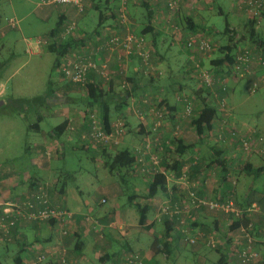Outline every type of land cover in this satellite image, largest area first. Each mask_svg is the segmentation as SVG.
<instances>
[{
  "label": "crops",
  "instance_id": "crops-1",
  "mask_svg": "<svg viewBox=\"0 0 264 264\" xmlns=\"http://www.w3.org/2000/svg\"><path fill=\"white\" fill-rule=\"evenodd\" d=\"M190 1L193 5H191ZM118 2L119 0H86V11L81 15L78 14V11L72 5L45 6L46 8H43L40 12L42 20L51 19L54 12H57L59 21L56 28L41 35H50L51 32L59 29L60 26L62 30L64 25L72 20L77 22L82 34L90 35L100 21V13L98 20L95 22V18L90 14V11L92 9L103 11V23L109 25L115 21L116 17L114 14L116 13ZM181 2L183 3L184 16H189L193 20L191 22L194 29L209 30L214 25L202 23V20L203 13L213 9L215 2H218L217 0H181ZM128 5L129 16L133 21L134 29L138 34L146 38L147 44L153 47L152 60L155 68L157 70L166 68V72L168 71L166 77L170 79L171 76V82L165 81L167 79L165 77L162 79L146 78L138 69V58H131L126 65V75L128 78L133 77L137 80L138 88L130 97L126 109L129 106L132 108L134 104L140 102L141 108L145 112L146 122L142 124L133 111L128 114L126 109L120 111L118 101L115 98H109L106 102L111 115L110 127L121 117H124L126 121V133L122 141L119 145L108 148L109 152L112 153L124 147L132 149L134 146L139 145L141 134L149 132V129L153 126V116L149 113V107L151 106L149 104L158 105L164 99L172 106L171 111L168 113L169 121L167 122L169 125L165 128L164 135L167 138H172V128H174L175 124L171 121H176L177 117H179L178 115L182 112V106L178 99L176 100V96L178 98L177 91L178 89L179 91L185 90L187 78L193 81L188 71L189 58L188 63H186V60L182 64L184 53L188 56L183 37L182 39H176L170 34L171 29L168 30L167 28V25H170V21L169 15L166 16L168 10L165 0H130ZM232 8L234 10L233 6ZM88 21L92 23V26H89ZM178 21L179 23L182 22V16L179 17ZM147 24L151 27L148 28ZM151 29L154 31L149 32ZM188 29L191 30L192 28ZM156 32H158V35L155 43L153 35ZM202 33L205 34V32ZM89 39H86L87 43ZM86 40L84 37L83 40L75 42L73 49L79 45H84ZM180 40L183 44L182 47ZM169 41V44L166 43ZM239 43L235 53L241 47ZM93 44H95V40H93ZM212 56L214 55L211 54L210 57L212 58ZM110 65L113 69H119L120 63L116 58V54L111 56ZM175 68L176 70L174 71L173 69ZM257 74H264V68H259ZM254 77L255 75L252 74L246 76L250 82L253 81ZM121 79L122 76L116 75L111 83L106 84L97 74H90V80L99 84L102 89L110 90V87H112L114 95L121 91L119 89ZM49 81L48 87L41 94L30 98L24 96L12 99L6 97V87L0 82V99H2L0 100V108L9 102L21 103L19 115L24 117L26 109L34 104L32 109L37 113L36 119L38 121H32L26 126V133L29 135L30 131V136H34L33 140L26 138L23 142L21 135L13 132L5 133L2 140H0V207H5L11 202H23L29 198L32 190L39 186H44L51 205L67 208L74 214V219L69 224L68 235L61 233V228L55 221H27L12 231L10 240L0 237L2 251L7 253L11 251L12 264L17 262L29 264L34 260L38 250L48 253L47 259L42 264H109L110 262L112 264H121L122 257L131 252L142 253L147 262L156 261L157 255L152 249V242L147 244L144 236L145 233L155 236V232L159 231L157 229L161 230V226L157 223L151 229H148L141 225L139 216L137 218L135 216V203H147L151 206L149 223L154 213L152 200H162L163 198H168V196L159 192L154 198H146L150 178L138 176L131 172L130 168H123L121 172L117 171L118 176L125 180L124 174L127 171L130 172L127 175L130 177V185H132V191L128 196L127 203L120 202L122 195L126 192L121 183L104 186L105 193L103 196L100 199L93 198L95 204H92L89 200L83 201L78 197L77 193L82 192L77 185L72 183V186L77 189L74 192V188L68 183L67 179L73 176L71 171L68 170V165L64 159L69 148L73 150L81 148L94 152L93 155L96 154L102 160V163H105L104 158L100 155L102 150L93 146L87 148L81 141V135L89 130L88 114L96 107H93L88 101L85 88L68 82L62 78V75L59 84L53 83L52 80ZM172 91L173 93L175 91L174 101L160 96L161 93H171ZM144 96L152 97V101L143 103L140 99ZM158 99L160 103H158ZM134 107L132 108L133 110ZM43 108H47V110H41ZM200 109L199 104L195 110L196 116L200 113ZM112 110H114V114ZM179 119L182 129V137L180 138L183 142L190 144L187 153L180 160L183 166L190 165L191 180L196 182L197 189L208 197L220 199L227 198L232 192L233 194L231 193V195L240 205L246 206L251 201L257 200L261 201V207L264 209V174L252 181L253 176L248 175L241 169L244 164L252 163L257 167L264 163V160L260 161V157H264V143L249 155H245L239 149L237 150L234 144L229 142L217 143L211 141L206 143L207 136H202L203 134L195 129L191 123L192 118L179 117ZM233 123L238 126L248 124L249 128L256 127L264 131V116L260 118L257 124L250 123L247 113L239 110L236 106H234ZM127 138L132 140L131 146H123ZM205 149H208L206 162L202 160L203 164L192 165L194 153ZM216 149L222 150V157L228 168L227 184L222 182V167L218 163L213 162L218 152ZM232 169L234 172H232ZM236 177L238 178V184L234 187L229 181ZM168 189L169 192L174 191L175 193H179V190H182L180 189V184L176 186L175 183L173 185L168 183ZM131 198L136 199L131 201ZM103 199L106 200L104 203L101 202ZM103 204H108V206L104 207ZM87 215L98 219L101 225L96 224L93 220H86L85 216ZM227 218L228 216L224 212L205 210L197 215L195 227L202 225L217 231H222L223 228L232 230L227 226ZM254 220L256 223V229L253 231L256 238L255 247L262 253L260 260L262 262L264 259V240L258 229L263 224V218L260 214H256ZM110 221L113 225H109ZM174 234L176 235V233ZM183 247L184 245L181 243L176 248L181 251ZM64 248L67 251L65 254L67 261L65 263L62 262V250ZM218 253L221 256L220 261L222 255H224L223 257L227 264H242L234 254L233 245L230 242L227 243L225 249L220 250Z\"/></svg>",
  "mask_w": 264,
  "mask_h": 264
},
{
  "label": "built area",
  "instance_id": "built-area-1",
  "mask_svg": "<svg viewBox=\"0 0 264 264\" xmlns=\"http://www.w3.org/2000/svg\"><path fill=\"white\" fill-rule=\"evenodd\" d=\"M130 0H121L120 6L116 12V24L112 27H101L92 34H82L80 27L75 20L67 22L63 29L55 35L46 37L37 36L27 38L26 52L28 54L41 53L44 47L53 44H60L68 39L79 41L82 35L90 38L84 45H79L70 52L63 55L57 68L62 77L73 84L86 88L90 82V74H97L106 84L113 81L116 75L122 76L120 86L124 90L133 88V83L128 80L126 75V65L131 58H138V68L145 76L151 77L161 74L157 71L152 60V46L147 44L146 38L138 34L133 26L128 11ZM72 5L79 13L86 8V0H40L38 7L52 5ZM168 7L169 21L176 16L178 9V0H165ZM235 7L243 14L245 23L248 20H256L259 23L263 18L264 0H237ZM19 19L13 17L9 19V25L13 28L19 26ZM171 33L176 39H182V29L177 23H171ZM117 25L122 26L117 27ZM83 40V39H82ZM95 40V44H93ZM185 49L189 53V76L198 83V87L210 91V96L216 100V109L218 111L215 119L212 121V128L208 130L209 136L215 138L218 142H225L228 139L230 143H236L237 148L245 155H249L257 148V144L264 143V132H259L255 128H239L231 118L234 116V107L227 100L229 93L228 81L230 79H239L247 75H255L249 86L251 93H256L264 87V74H257L259 68H264V41L263 43H252L241 46L235 54L233 62H225L222 73L218 75L214 69L208 68L203 64L202 59L211 56L214 49L210 39L202 33L189 35L184 39ZM116 54L120 66L119 69H113L110 65L111 56ZM109 55V56H105ZM182 92V91H181ZM178 101L183 104L182 112L179 117L191 118L196 110V98L185 93L178 95ZM143 103H150V96H144ZM135 103V102H134ZM149 107V113L153 116V126L149 132L141 134V142L132 148L134 161L129 167L131 172L136 175L153 178L156 175H163L166 182H176L180 184L177 199L168 197L162 200H152V207L155 212L153 220H159L163 215L170 214L175 218L177 227L187 235L191 244H197L203 240L211 248H226L228 242L233 245L234 254L242 264H255L260 262L262 253L255 247L256 238L253 231L256 229L254 216L260 214L263 218V224L258 229L264 240V209L257 202L245 208L236 205L232 198L224 200L220 198H209L200 195L196 182L190 179V170L187 166L182 167L181 173L171 167L172 162H168L167 157L171 151L166 150V145L171 148V140L164 135L165 128L169 125L165 114L167 110L158 105ZM134 107V110L132 109ZM129 106L127 114L133 111L142 124H145V112L141 108V103ZM99 109L95 108L89 112V130L81 135V141L87 148L96 149L111 148L119 145L126 133V121L124 117L119 118L113 123L110 130L106 129L99 114ZM75 130V128L73 127ZM175 138H178V131L181 129L180 119L175 123ZM166 161V164L164 163ZM202 160L194 159L192 165L201 164ZM190 168V165H188ZM235 179H232L234 182ZM173 185V184H172ZM188 188V190H186ZM184 189V190H183ZM181 191V192H180ZM184 191V192H183ZM171 195L174 193L170 191ZM103 199L101 202L104 203ZM221 211L227 214V226L230 227L234 221L240 224L232 230L223 228L222 231H212L204 233L196 231L191 234L190 222L196 219L201 212ZM249 218V222H243ZM74 214L67 208L59 205H51L47 190L44 186H39L32 190L27 200L23 202H11L5 207H0V237L10 240L12 231L27 221H55L61 228L63 235H68L69 224L73 221ZM86 220H93L101 225L98 219L92 216H85ZM98 225V226H99ZM109 225H113L110 221ZM62 262H66V249L62 250ZM48 253L38 250L33 261L29 264H42L47 259ZM24 264V263H23ZM121 264H146L144 256L140 253H129L124 256Z\"/></svg>",
  "mask_w": 264,
  "mask_h": 264
},
{
  "label": "rangeland",
  "instance_id": "rangeland-1",
  "mask_svg": "<svg viewBox=\"0 0 264 264\" xmlns=\"http://www.w3.org/2000/svg\"><path fill=\"white\" fill-rule=\"evenodd\" d=\"M39 1L40 0H1L0 2V17H1L0 27L5 28V34L0 37V82H2L6 87L7 98L12 99V98L24 97V96L30 98L35 95L43 93V91H45L49 85L48 84V82H50L49 80H52V82L56 84L60 83L61 75L57 66H55V59L57 58L55 52L49 50L47 47H44V50L41 53L28 54L26 52L25 39L35 38L37 36L46 37L49 34L47 35H41V34H45L51 29L56 28L57 23L59 21L57 12H54L51 19L42 20L40 12L43 8L46 7L43 8L38 7L37 4ZM217 1L218 2L217 3L215 2V6L213 9H209L207 12L203 13V20H202V23H209L210 25L212 24L214 25L210 27L209 30L200 29L197 32V33L205 32L206 35L204 33L202 34H204L205 36L208 35L207 37L210 39V41L213 44L214 49L212 51V55H214L215 57L214 56H212V58L208 57L205 59V61H203V64L211 69H214V66H212V64L215 59L213 58L218 59L224 56L223 52L220 51V47L226 42L225 39L226 37L224 36V34H221V30H223V27L225 25L226 16L224 14L219 13L220 7H222L228 15L230 14V16L227 17V19H229L230 29L239 32V34L236 35V40L239 39L241 40L242 38L241 33H243L245 27V18L243 14L238 10V8L235 7L237 0H217ZM120 3L121 0H119L117 4L116 12L118 7L120 6ZM182 4L183 3L181 2V0H178V9L176 10V18L179 19V17L182 16V22L180 21L182 24L181 23L180 24L181 27L185 29L184 24H187V22L184 17ZM191 5L193 4L191 3ZM231 5L234 7V10L233 8L231 9L232 7ZM52 6H56V5H52ZM47 7H51V6H47ZM189 8L190 10H192L191 7ZM85 11L86 8L84 9L83 12L81 13L78 12V14L81 15L85 13ZM99 13L100 11L96 9H92L90 11V14L93 15L95 18V22L96 20H98ZM167 15H171L169 13V10L166 13V16ZM13 17L19 19L20 21L19 26L17 28L6 27L8 26V20ZM171 23H179V21L173 20L172 18L170 25H167L168 30L171 29V25H172ZM88 24L89 26H92V23L90 21H88ZM256 28L260 30L264 38V16L262 20L259 23H257ZM170 34H172L173 36V33L170 32ZM179 42L181 43V47H182L183 44L181 40ZM166 43L169 44L170 41ZM247 43H249V40H247ZM240 45L245 46L246 44L243 43ZM153 52L154 50L152 49V57H153ZM185 62L188 63V56L186 55V53H184L182 64ZM159 70L160 69H158L157 71L159 72ZM173 70L175 71L176 68ZM160 71L162 72L161 74H164L162 77L160 74H156V76H152V78H157L158 76L160 77L157 79L160 78L162 79L164 77L167 78L166 73H168V71L166 72V68H161ZM170 79L167 78L165 81L171 82ZM250 84L251 82L246 77L239 79H230L228 81V88L230 91L227 94V100L232 106L234 105L239 110L246 112L247 118L249 119L250 123L257 124L260 118L264 116V87L259 89L256 93H251L249 91ZM119 89L121 90V88ZM199 89L201 88L198 87L197 82H194V80L192 81L191 79L189 80V78H187L185 90L182 89V92H180L178 89L177 94L179 95L185 93L194 96L196 98V102H198V104L196 105L199 106L200 104V107L202 108V102L200 100V97H198L196 94V92ZM202 93L204 94L205 97H207L206 99L208 103L216 108L217 100L213 96L209 95L210 91L202 89L199 96ZM160 96H164L169 100L174 101L175 91L174 93L173 91L171 93L164 92L161 93ZM177 99L178 98L176 96V100ZM157 101L158 103H160L159 99ZM33 105H30V108L26 109V113L24 117H21L19 115L20 107L22 106L21 103L9 102L4 104L0 108V140H2L5 133L9 134L10 132H13L15 134L19 133L22 137L23 142L25 141L26 138L28 140L34 139V136H30L31 135L30 131H29V135L26 133V129H27L26 126L29 125L30 122L32 121L38 122L36 119L37 113L35 112V110L32 109ZM155 105L156 104H153L152 106ZM41 110H47V108H43ZM112 113L113 114L115 113L114 110H112ZM233 118L234 116L231 118L232 121ZM238 127L246 128L249 127V125L244 124ZM106 129L110 130L111 129L110 125H108V127L106 126ZM255 129L259 132H264L256 127ZM172 130H173V137L172 138L166 137L171 141L172 139H175V131L174 129ZM201 134H203L202 136L204 135L207 136L206 143H210L211 141H215L218 143V141L215 138L209 136L207 131ZM177 136L178 138L182 137V129L178 131ZM227 142L230 143V140L228 139L227 141H225V143ZM131 143L132 140L127 138L126 143L125 144L123 143V146H131L130 145ZM233 144L236 146L235 142ZM170 145L172 152L167 157V159L168 162H173L174 158L178 156L176 155V151H175L177 145L173 143ZM261 145L262 144H257L255 147L258 148ZM236 149L238 150L237 146ZM93 154L94 152L87 151L81 148L75 150H73L72 148L68 149L64 161L67 163L68 165L67 168L68 170L71 171L73 176L67 179L70 186H72V183L77 185L82 192V193L79 192L77 193L78 197H80L83 201L89 200L92 204H95L93 198L95 197L97 199H100L103 196V194L105 193L103 188L104 186L121 183L125 188L126 192L122 195L120 202L127 203L128 196L132 191V185H130V179H129L130 177L127 175L130 172L127 171L124 174L125 180H122L120 176H118L117 171H110V169L106 167L105 163L103 164L102 160L96 154L95 155ZM206 155H208V149H205L204 151L197 153L195 152L194 155L192 156V161H194V159H196L197 157L198 160H203L206 162V158H207ZM263 160L264 157H260V161ZM203 161L201 162L202 164L204 163ZM185 166H187L188 169L190 170L188 165ZM232 172H234L233 169ZM235 179H236V183L238 184V178L236 177ZM174 183L176 184V182L170 184H174ZM72 187L74 188V192H76L77 189L74 186ZM103 205L104 207L108 206V204H103ZM134 212L137 218V216H139V213L136 210V208ZM154 214L155 212L152 214V219L150 220V222L154 219ZM199 228L205 229L204 226L202 225L199 226ZM161 229L163 230L164 227L162 226ZM157 230H159L160 232V229ZM153 238L154 237H152V235L145 233L144 239L146 240L147 244L153 242ZM135 253H140V252H135ZM140 254L142 255V253ZM220 257H221L220 254L216 252L215 249L209 247L203 240H201L200 243L198 244V247L197 245L193 246L188 244L186 247H183L181 251L175 249V251L170 256H167V254H158L156 261L147 262L145 261V258L144 261L146 264H223L220 261ZM123 259L124 256L122 257L121 261ZM0 262L1 264H12L13 262L11 260V251L7 253L6 251H2V248L0 247ZM109 264H112V262H110Z\"/></svg>",
  "mask_w": 264,
  "mask_h": 264
},
{
  "label": "trees",
  "instance_id": "trees-1",
  "mask_svg": "<svg viewBox=\"0 0 264 264\" xmlns=\"http://www.w3.org/2000/svg\"><path fill=\"white\" fill-rule=\"evenodd\" d=\"M166 8L168 9L167 6H166ZM220 8H221V11L219 13L224 14L226 16L225 25L223 27V30H221V34H224V36L226 37L225 38L226 42H225V44H223L220 47V51L223 52L224 56H222L221 58L215 59L213 64H212V66H214V70L216 71V73L218 75H220L222 73L225 62H233L235 54H236L235 49H237L239 41H241V43H245L246 45L256 43V42L263 43V41H264L263 35L261 34L260 30H258L256 28V26H257L256 20H248V22L245 23L243 33H241L242 34L241 40L240 39L236 40V35L239 34V32L234 31L233 29L232 30L230 29L229 19H227L228 14L226 13V11H224V9L222 7H220ZM128 11H129V8H128ZM263 15H264V12H263ZM114 16L116 17V13L114 14ZM103 17H104V12L100 11V21L98 22V25L94 31H98L103 26L112 27L117 23L116 19H115V21L112 24L107 25L106 23H103V21H104ZM185 19L187 22V24H184L185 29H183L181 27L180 23H177V25L180 26V28L182 29L183 40L186 37H188L189 35H192V34H195L198 32V29L193 28V23L191 22L193 20L189 16L185 17ZM150 20H151V18H150ZM173 20H179V19L176 18V16H175V18ZM0 21H1V17H0ZM0 25H1V22H0ZM147 26H148V28L151 27L148 24H147ZM6 27H8V28L11 27L9 25V20H8V26H6ZM117 27L121 28L122 26L117 25ZM188 28H192V29L190 30ZM60 31H61V26L59 29L54 30L55 34H58ZM150 31H154V30L151 29V30H149V32ZM54 32H51V35H55ZM4 34H5V28L0 27V37L3 36ZM84 35H86V33ZM157 35H158V32H156L153 35L155 43L157 42ZM83 38H84V36L82 35V39ZM247 40H249V43H247ZM75 42H78V40L75 41V39L70 38V39H68V40H66L60 44H53V45L48 46L49 50L56 53L57 58L55 59V66H58V64L60 63L64 54L70 52L74 48ZM241 43H239V45ZM202 61H205V59H202ZM138 63H139V60H138ZM154 76H156V75H154ZM145 77L148 79L159 78V76L157 78H152V76L151 77L145 76ZM128 80L133 83V88L129 89V90L128 89L124 90L120 86L121 91L117 95L113 94V88L112 87H110V90H105V89H102L101 86H99V84L95 83L94 81L88 83V85H87L88 101L91 103V105L93 107H97L99 109L98 111H99L100 117L103 121V124L107 127L109 125L111 115H110V111H109V106H108L106 101L109 98H115L118 101V106H119L120 111H122V110L126 109V106L129 103L130 97L135 93L134 91H136L138 88L137 80H135L133 77H129ZM181 91L182 90H180V92ZM201 91H202V88L199 89L196 92V94L198 97H200V100L202 102V108L200 109V113L197 116H196V114H194L191 117L192 118L191 123L199 133H204V132H206L212 128V121L215 119L218 111L213 105L208 103V101L206 99L207 97H205L203 93L199 96ZM151 98L152 97H150V102L152 101ZM142 99H143V97H141L140 100L142 101ZM196 104H198V102H196ZM181 106L183 109V104H181ZM158 107H160V108L164 107L165 110H167V114H165V118H167V120H168L169 119L168 113H169V111H171L172 106H170V104L168 102H166V100L164 99L163 102L158 104ZM178 120H179V117H177L176 121L174 120L171 122H173V124H175ZM172 143L177 145V147L175 149H176V154L178 155V157H177V159L173 160L171 167L179 175L181 173V169L183 167V164H182L180 159L187 153L188 148L190 147V144L183 142V140L181 138L172 139ZM99 149L102 150L100 155L104 158L105 165L110 169V171L121 172L123 168H129L134 161V155L132 154V149L130 147H124V148L116 151L115 153L109 152V149H107V148H101L100 147ZM166 150H167V152L168 151L172 152L171 148L168 145H166ZM216 151H218V152H217V155H215L216 158L213 159V162L218 163V165H220L222 167V169H221L222 170L221 172L223 173V176H222L223 181L222 182L224 184H227L228 183L227 182L228 181V168L226 167L225 160L222 157V150L216 149ZM164 163L166 164V161ZM196 165H198V164H196ZM241 169L243 172L247 173L248 175L253 176L252 177V181H253L256 179V177H259L260 175L264 174V163H262L260 166H257V167H255L254 164H252V163L244 164L241 166ZM190 179H191V176H190ZM229 182L231 183L232 186L236 187V185H237L236 179L234 182H232L231 180ZM252 188H253V186H252ZM159 192H162V193L166 194V196L174 198V199H177V196H178V194L175 193L174 191H173L174 193L171 195L170 194L171 192H169V189L167 190L166 178L163 175H156L150 179L146 198H148V199L152 198V197L154 198V196L157 195ZM231 193L227 196V198H232L235 201L237 206H239L240 208H245L246 206H248V205H246V206L240 205L238 203V201L233 197V195H231ZM199 194L204 195L201 192ZM134 199H136V198H131L130 200L134 201ZM224 199H226V198H223L222 200H224ZM255 201L257 203H259L260 205H262L261 201H257V200H255ZM255 201H251L249 203V205H251ZM135 208L139 213V223L141 225L147 227L148 229H151L154 226V224L156 225L158 223L161 225V227L162 226L164 227L163 230L161 229L160 232L156 231L155 236H152V237H154L153 242H152V249H153L155 255L167 254V256H170L175 251V249H177L176 247L181 243L184 245V247H186L188 244L193 245V246H196V245L198 246L199 241L197 244H191L188 241L187 235L186 236L183 235L184 233L176 225L177 222H176L175 218L171 217L170 214H165L159 220H152L150 223H148L151 206L147 203L146 204H139V203L136 204L135 203ZM249 221H250L249 218H246L243 222L248 223ZM195 223H196L195 220L194 221L192 220L190 222V225H191L190 231H191L192 235L193 234L195 235L196 233H198L196 231H203L204 233L214 231L212 229L207 228L206 226H204L205 229H202L199 227L196 228ZM239 224H240L239 221H234L232 223V225L230 226V228L234 229ZM174 233H176V235ZM179 241H180V243H179ZM220 250H221V247L215 248V251H217V252H220ZM133 253H135V252H133ZM223 256L224 255H222L221 262L223 264H227V262ZM0 264H1V262H0ZM15 264H21V263L17 262ZM259 264H264V259Z\"/></svg>",
  "mask_w": 264,
  "mask_h": 264
},
{
  "label": "clouds",
  "instance_id": "clouds-1",
  "mask_svg": "<svg viewBox=\"0 0 264 264\" xmlns=\"http://www.w3.org/2000/svg\"><path fill=\"white\" fill-rule=\"evenodd\" d=\"M97 108V107H96ZM94 110V109H93Z\"/></svg>",
  "mask_w": 264,
  "mask_h": 264
}]
</instances>
